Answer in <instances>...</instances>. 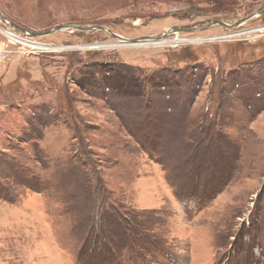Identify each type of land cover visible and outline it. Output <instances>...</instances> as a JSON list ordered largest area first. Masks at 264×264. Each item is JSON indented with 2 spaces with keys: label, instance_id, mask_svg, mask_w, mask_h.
I'll return each mask as SVG.
<instances>
[{
  "label": "rangeland",
  "instance_id": "1",
  "mask_svg": "<svg viewBox=\"0 0 264 264\" xmlns=\"http://www.w3.org/2000/svg\"><path fill=\"white\" fill-rule=\"evenodd\" d=\"M0 12V264H264V0Z\"/></svg>",
  "mask_w": 264,
  "mask_h": 264
},
{
  "label": "water",
  "instance_id": "2",
  "mask_svg": "<svg viewBox=\"0 0 264 264\" xmlns=\"http://www.w3.org/2000/svg\"><path fill=\"white\" fill-rule=\"evenodd\" d=\"M260 13V11L258 12ZM0 17L4 19V16L2 15V13L0 12ZM214 24H219L222 25L224 27H229V28H236L238 26L239 23L236 24H229L227 22L221 21V20H217V21H213L212 25ZM240 25V24H239ZM72 27L76 28V29H92V28H101L106 30L109 34H111L112 36H114L116 39L123 41V43L126 44H138V43H143V42H150V43H155L158 39H160L162 36L168 35L170 33V31L163 33L162 36H148V37H137V38H125L121 35L115 34L113 33L111 30L107 29V28H103L100 26H80V25H72ZM57 30H66L65 26H56L53 27L52 29H49L47 31H43V32H33V31H26L28 33H30L33 36H39V35H44V34H48L52 31H57ZM149 40V41H148Z\"/></svg>",
  "mask_w": 264,
  "mask_h": 264
},
{
  "label": "built area",
  "instance_id": "3",
  "mask_svg": "<svg viewBox=\"0 0 264 264\" xmlns=\"http://www.w3.org/2000/svg\"><path fill=\"white\" fill-rule=\"evenodd\" d=\"M0 32L2 33V35L5 37L6 42L8 44L14 45L15 44H19L20 41H22L21 39H25L23 37H19L18 34L12 29H2L0 30ZM28 39V37L26 38ZM30 42H32L31 40H28ZM23 42V41H22ZM7 44H5V41H3V46H0V63L3 62L10 53H13L12 49L7 48L6 46ZM6 46V47H4Z\"/></svg>",
  "mask_w": 264,
  "mask_h": 264
},
{
  "label": "bare ground",
  "instance_id": "4",
  "mask_svg": "<svg viewBox=\"0 0 264 264\" xmlns=\"http://www.w3.org/2000/svg\"><path fill=\"white\" fill-rule=\"evenodd\" d=\"M240 26V25H239ZM263 27V26H262ZM263 29V28H262ZM262 29H258L259 31H261ZM239 32H232V33H229V35L231 36V35H234V34H238ZM162 36V35H161ZM165 36H167V35H165ZM165 36H162L160 39H158L155 43L156 44H167V43H173L174 45H177V44H179V43H184V42H189V43H193L194 41H191V39H182V38H173V40H171V41H169L168 39H166L165 38ZM213 38H208L207 40H212ZM29 40V39H28ZM28 40H24V41H26V42H30V41H28ZM203 40H206V39H203ZM149 41V40H148ZM199 41V40H198ZM24 43V42H23ZM31 43V42H30ZM143 43H145V42H143ZM146 43H150V42H146ZM34 44L36 45V46H33L32 48H34V49H40V48H48L49 49V47H46L45 45V47L42 45V44H38V43H36V42H34ZM154 44V43H153ZM29 46V45H28ZM94 46V45H93Z\"/></svg>",
  "mask_w": 264,
  "mask_h": 264
},
{
  "label": "trees",
  "instance_id": "5",
  "mask_svg": "<svg viewBox=\"0 0 264 264\" xmlns=\"http://www.w3.org/2000/svg\"><path fill=\"white\" fill-rule=\"evenodd\" d=\"M210 92L212 93L213 92V86H211L210 87ZM209 105V104H208ZM206 106V108L207 109H205L206 111L208 110H210V107L209 106ZM207 111V112H208ZM216 116V112L214 111V112H210V114H209V112H208V115H207V117H208V121L210 122L214 117ZM79 142H80V144H81V146L83 147L84 145H85V142H84V138H80V140H79ZM81 147V148H82Z\"/></svg>",
  "mask_w": 264,
  "mask_h": 264
}]
</instances>
